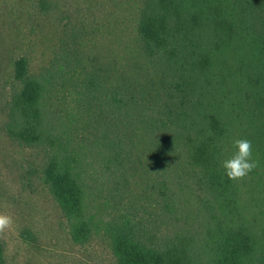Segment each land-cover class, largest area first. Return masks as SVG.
Returning <instances> with one entry per match:
<instances>
[{
    "label": "trees",
    "instance_id": "trees-1",
    "mask_svg": "<svg viewBox=\"0 0 264 264\" xmlns=\"http://www.w3.org/2000/svg\"><path fill=\"white\" fill-rule=\"evenodd\" d=\"M121 3L133 18L129 68L90 54L88 70L68 56L69 69L65 63L45 73L47 82L80 75L75 93L88 100V126L97 121L102 128L88 157L98 155L113 195L100 174L52 160L44 178L53 196L75 220L78 239L89 240L103 225L118 264H264V0ZM15 78L22 89L12 97L10 135L28 147L50 145L48 83L25 58L16 62ZM123 116L137 123L136 141L116 143L109 134L106 127ZM240 138L252 142L259 166L233 181L221 163ZM148 159L163 201L161 234L132 193L131 174Z\"/></svg>",
    "mask_w": 264,
    "mask_h": 264
},
{
    "label": "rangeland",
    "instance_id": "rangeland-1",
    "mask_svg": "<svg viewBox=\"0 0 264 264\" xmlns=\"http://www.w3.org/2000/svg\"><path fill=\"white\" fill-rule=\"evenodd\" d=\"M132 19L130 8L121 0H0V212L14 219L12 229L0 236L5 264H118L102 224L89 240L77 238L75 220L64 213L44 178L47 164L58 160L73 171L100 174L108 196L113 195L98 155L88 157L94 147L96 152L94 133L102 128L97 121L88 126V100L75 93L82 85L80 75L74 74L71 80L53 75L47 82V71H60L68 56L88 70L90 54L117 59L129 68L127 35ZM23 58L50 89L45 110L50 145H21L9 132L16 126L12 97L22 89L15 78V64ZM107 116L109 122L114 119L106 115L103 120ZM136 125L123 116L106 128L116 143L118 139L130 142L140 134ZM138 152L130 153L133 161ZM145 162V167L131 174L133 198L148 210L161 234L163 201L157 196L158 187L153 188L157 174L151 160Z\"/></svg>",
    "mask_w": 264,
    "mask_h": 264
},
{
    "label": "clouds",
    "instance_id": "clouds-1",
    "mask_svg": "<svg viewBox=\"0 0 264 264\" xmlns=\"http://www.w3.org/2000/svg\"><path fill=\"white\" fill-rule=\"evenodd\" d=\"M232 147L235 151L230 158L222 161L221 167L229 180L238 181L255 170L259 166V162L253 158V145L250 140L235 139ZM13 225V216L0 212V236L12 229Z\"/></svg>",
    "mask_w": 264,
    "mask_h": 264
}]
</instances>
